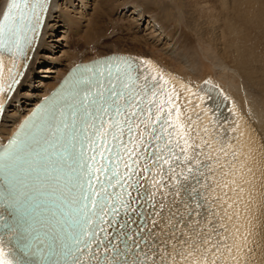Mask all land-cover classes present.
Returning a JSON list of instances; mask_svg holds the SVG:
<instances>
[{"label":"snow or ice","instance_id":"snow-or-ice-1","mask_svg":"<svg viewBox=\"0 0 264 264\" xmlns=\"http://www.w3.org/2000/svg\"><path fill=\"white\" fill-rule=\"evenodd\" d=\"M34 2L39 4V0H10L3 19L0 20V48L15 46L19 50L20 44L16 39L17 35L23 37L26 31H33L32 21L40 20L37 8L33 6ZM43 10L40 9V11ZM2 67V62H0V69ZM84 84L82 93H77V99L71 106L69 119L63 122V131L61 132L59 127L56 129L57 132H61L62 137L67 135L69 139L57 146L58 161L52 166V171H45L46 178L59 181L61 177L58 173H62L65 166L69 169L70 175L66 174V183L61 189L60 196L61 207L67 206L69 210L61 215V218L50 230L43 233V239L27 221L23 224L16 221L11 225H0V227H7L10 231L17 233L15 247L7 251L3 246V239L0 238V264H148L147 253H144L145 260L137 259L144 251L141 241L147 243L145 231L152 233V230L159 226L160 221L153 218L151 227H147L151 214H145L141 210L139 224L136 220L130 219L118 222L115 219L117 209L112 201V195L106 191V187L114 186L112 180L117 176L116 170L113 168L111 176L104 181H100L97 177L99 188L94 187L93 173L105 169L103 166L95 168L88 163V160H95V156H87L85 146H87V150L94 151L96 139H107L108 135H111L112 141H119L125 130V125L130 142L134 128L141 129V125L144 126V129L152 127L151 132L145 130L139 132L140 144L143 145L145 152L153 139L162 140L163 135H158L155 127V124L162 120L165 104L163 100L159 103H156L155 100L159 81L156 76L151 78L143 76L135 65L127 61H120L114 64L106 63L103 70L93 72V76ZM2 91L4 89L0 86V92ZM167 104L169 105L168 117L172 116V108L175 107L176 119L173 124L179 131L169 133L165 127L168 120H163L160 130L167 133L169 137L175 135L178 139L175 144L171 139L167 141L164 146L167 151L164 155L157 154L164 151L157 144L156 150L151 153V156L155 157V161H162L157 172L154 173V177L157 174H162L163 166L168 165V172L172 174L171 178L176 179L177 174L172 167L173 163L179 164L182 161L190 165L192 161H195V165L199 166L201 161L197 159V156L200 153L196 150L201 149L202 151L203 146H208V142L203 139L198 144L194 142L195 138L191 136L192 129L191 127L185 128V125L180 122L181 111L178 105L173 104L171 95H169ZM153 105H155L156 111L154 119ZM52 135L55 136L56 132H53ZM145 135L148 136L147 142L143 140ZM196 136L199 137V132L196 133ZM81 137L83 138L81 139ZM113 147L116 149V156H120L122 145L115 143ZM177 148L180 155L175 152ZM109 151L111 152L112 149L110 148ZM123 151L125 154H135L131 147H124ZM100 154L103 155V152ZM141 158H144L143 155ZM155 161H153V167H156ZM125 167L128 168L126 176L134 173L127 163ZM147 171L146 163L144 172ZM183 171L184 169L181 168L180 174H183ZM187 171L189 174H194V168L191 166L187 168ZM185 179L187 180L189 177L186 176ZM116 183L120 184V180L116 179ZM51 186L55 189L57 185ZM159 186L160 182L154 178L153 187L158 189ZM192 190L196 191L195 188ZM179 194L177 191V195ZM155 195L156 193L153 192L148 198L149 201ZM116 200H119L120 206L125 209V216H128L129 211L137 213V208L131 207L129 201L123 200L120 196H117ZM56 215V212L52 213L53 217ZM160 215V212H155V216ZM105 216L112 218L105 220ZM132 225H136V227ZM109 229L112 231L110 232ZM101 233H103V238H101ZM45 248L46 256L43 252ZM85 251H87V256H85ZM17 252L20 253L19 256H17ZM36 255H40L39 261L32 259ZM204 264H208V261L205 260ZM213 264H215L214 261Z\"/></svg>","mask_w":264,"mask_h":264},{"label":"bare ground","instance_id":"bare-ground-1","mask_svg":"<svg viewBox=\"0 0 264 264\" xmlns=\"http://www.w3.org/2000/svg\"><path fill=\"white\" fill-rule=\"evenodd\" d=\"M53 1L50 0L49 2L45 21L33 54L26 66L27 69L23 73L5 107H8V104L12 102L14 93L29 79L28 75L35 73V66L33 65H35V59L36 56H39L40 50L45 48V43L43 42L45 36L42 34L47 31L48 24L46 21L52 16L50 13H52ZM164 1L159 0L162 13H167L166 15L170 14L167 17V21H171L175 25L178 22L175 26V29L180 30L177 40L181 46L180 48L184 51L181 58L186 61L183 63L180 61V58L177 59L173 56L163 57L162 54L153 53L156 52L154 47H151L150 55H146L140 51L137 53L141 56H151L162 67L163 71L180 78L193 90L210 85L221 91L222 95L231 102L233 107L242 113L257 138L263 168L264 184V0H214L219 3L218 6H214L215 4L212 6L214 12H217L216 14L212 10L207 12V10L199 5V0H182L181 3L183 4L179 2L180 5L176 0H172L168 6L164 5ZM4 2L5 0H0V13ZM218 13H222V16L220 15L222 40L218 43L219 47L216 48L215 39H205L206 34L201 32L203 30V23L201 24L200 20L204 21L206 19L208 21L209 19V22L214 23L216 22V17H220ZM192 31L197 35L196 40L193 38ZM137 40L141 42V39L138 37ZM143 43L148 45L147 42ZM222 44L224 48L221 50ZM125 50L127 51L129 49ZM125 50L123 48H112L111 50L108 49V51H92L90 54L82 55L65 53V68L63 70L60 67L50 69V71L55 73V75L50 77L54 82L51 83L50 80L41 83L44 89L43 93H41V90H38L39 92L34 91L32 94L28 92L23 93L24 97H21V103L27 104V107L23 110L19 105V109L23 111H19V113L17 111L18 114L16 115L18 117L13 121L14 123L12 122L14 119L13 116H10V122H12L10 123L12 125L10 133L15 131L19 119L29 112L41 97H45L64 76L65 72L76 62H86L110 52H124ZM230 54L232 57L228 59L231 61V66L228 63L230 61H225L226 57H230ZM222 65H224V68L219 67ZM31 101L33 102L29 104ZM7 119V114H4V124H6L5 120ZM25 165L26 162L24 163ZM24 166L22 167L24 168ZM20 173L26 175V177H23L24 180L30 177V181L34 184L33 186L47 188L48 185L42 186V180L35 178L36 175L33 176V173L27 175L23 170H20ZM23 179H20L22 180L21 182H23Z\"/></svg>","mask_w":264,"mask_h":264},{"label":"rangeland","instance_id":"rangeland-1","mask_svg":"<svg viewBox=\"0 0 264 264\" xmlns=\"http://www.w3.org/2000/svg\"><path fill=\"white\" fill-rule=\"evenodd\" d=\"M170 1L172 0H165L164 5L168 6ZM176 1L178 4L182 2V0ZM52 4V13H50L52 16L46 21L48 24L47 33L42 34L45 36L43 39L45 48L40 50L36 59L34 57L35 73L28 75L29 79L14 93V98L5 111L8 119L5 120L6 124L3 121V127L8 128L11 123L10 116L15 118L19 111L27 107V104L21 103V97H24L23 93L32 94L34 91L39 92L38 90L43 93L44 89L41 83L50 81L52 79L50 77L55 75L50 69L60 67L63 70L65 68L64 54L67 52L72 55H82L90 54L92 51L123 48L124 50L129 49L124 52L138 54L137 52L140 51L150 55L151 47H154L156 52L153 53L162 54L163 57L180 58L183 63L186 61L181 58L184 51L180 48L177 40L180 30L175 29V26L178 22L175 25V23L167 21L170 14L162 13L159 0H54ZM213 4H215L214 6L219 5L214 0L205 2L199 0V5L207 12L211 10L214 12ZM218 15L222 16V13H218ZM221 16L216 17L214 23L209 22V19L208 21L199 19L201 24L203 23L201 32L206 34L205 39H215L216 48L219 47L218 43L222 40ZM194 33L192 31L193 38L196 40L197 35ZM133 34H136L141 42ZM143 42H147L149 46ZM223 48L224 45L221 50ZM231 57L230 54V57H226L225 61H230L228 58ZM228 63L229 66L232 65L231 61ZM219 67L224 68V65ZM52 82L54 80H51ZM19 105L22 109H19Z\"/></svg>","mask_w":264,"mask_h":264}]
</instances>
